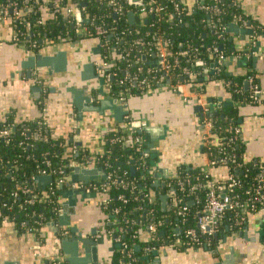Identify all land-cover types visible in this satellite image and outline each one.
<instances>
[{
    "label": "trees",
    "instance_id": "trees-1",
    "mask_svg": "<svg viewBox=\"0 0 264 264\" xmlns=\"http://www.w3.org/2000/svg\"><path fill=\"white\" fill-rule=\"evenodd\" d=\"M59 1L63 7L77 8L80 11L81 23L87 27V33L99 38L102 44L104 61H115L106 71L111 74L109 84L113 95L139 94L156 87L162 79V82L169 80L171 86L191 85L200 95L203 94L200 83L205 80L204 70L214 65L207 78L223 79L236 101L244 104L260 102V95L250 88L245 90L243 77L228 76L223 63L219 65L217 61L218 55H223L226 59L234 53L228 32L229 25L234 22L253 24L242 13L235 0H196L192 10L175 0H160L162 12L146 15H141L138 8L130 6L128 0ZM116 2L122 7V13L117 12ZM214 3L219 8L216 14L200 8V5ZM11 4H16L24 14L28 7L31 8L25 17L13 20V23L19 38L17 42L25 44L29 34L31 42L36 45L33 49L35 52L40 40L56 41L78 37L75 17L64 18L57 14L43 20L41 1L0 0V7ZM176 4L179 5L178 9ZM129 11L136 12L134 23L129 22ZM25 22L30 25L29 31ZM96 25L102 27V34L96 33ZM224 28L226 30L223 31ZM160 47L164 49L170 63L178 61L177 66L171 65L169 79H164L158 65L153 63L154 54ZM215 47L217 52L214 53ZM185 69L190 72L185 73ZM125 72L136 75L137 79H125ZM251 75L252 73L245 78H250ZM141 81L144 83L140 84ZM254 83H257L256 79ZM207 107L209 111L205 116L212 122V135L204 143V151L209 162L215 161L213 166H225L229 176L238 182L232 189L228 187V180L222 182L223 187L218 195L229 194L241 203L248 204L259 196L262 184L259 174H262L264 182V161L245 160L240 136L235 132L238 122L234 108L216 105ZM199 117L202 122V112H199ZM12 119L8 115L0 124V129L10 130L9 135L0 137V224L3 220L10 219L18 230L24 232H28V228L43 229L48 224H58L61 211L60 189L55 185V180L41 186L37 179L43 172L50 173L56 179L70 174L73 162L86 164L91 161L102 168L105 175L101 181H95L98 186L116 181V185H111L106 191L107 198L103 203L104 211L112 219L109 225L106 224V231H113L115 243L112 264H150L154 257L152 252L163 246L193 249L214 247L226 229L237 230L243 225L246 215L242 219L236 217V213L240 211H226L221 217L216 236H201L198 243L191 241L185 230L195 227L196 220L206 205L207 185L211 179L208 168L190 169L181 166L177 169L175 178L157 189L152 184L150 158L146 153L148 137L138 128L128 130L130 124H127V129L119 127L106 134L105 148L101 154L93 157L87 149L81 147L77 154L66 156L63 153L64 146L60 144L63 141L53 138L42 121L17 124ZM131 137H140L142 141L131 142L126 146L125 142ZM61 169L64 171L62 175L58 173ZM179 181L182 186H179ZM125 183L129 188L122 187ZM18 187L32 189L44 202L28 205L25 195L14 196ZM166 192L169 194L170 209L163 211L160 195ZM173 196L180 198L179 205H173ZM259 205L261 206L260 203ZM184 206L187 210L182 216L179 209ZM115 209H118L117 213L114 212ZM23 223L24 226H21ZM151 224L156 225V234L148 241H141L138 232L146 231ZM39 232L34 233L37 238L40 237ZM44 264L67 263L63 260L45 261Z\"/></svg>",
    "mask_w": 264,
    "mask_h": 264
},
{
    "label": "crops",
    "instance_id": "crops-1",
    "mask_svg": "<svg viewBox=\"0 0 264 264\" xmlns=\"http://www.w3.org/2000/svg\"><path fill=\"white\" fill-rule=\"evenodd\" d=\"M175 1L188 10H192L196 5V0ZM235 2L242 13L253 21V24L234 22L235 29L251 30L257 39L250 35L248 41V33L236 34L234 31H228L234 53L223 61V65L228 76L244 78L243 86L244 81L248 79L247 89L250 88L249 79H256L260 102L244 104L236 101L223 79L207 78L208 74L212 73L210 67L204 70L205 80L200 83L203 86V94L200 96L209 107L211 102L213 107L240 103V106L227 107L236 110L238 129L236 128L235 132L240 136L244 148L243 156L247 162L264 161V0ZM128 4L136 8L139 6L131 5L130 0ZM40 12L43 20L52 17L49 7L43 4L40 6ZM134 13L136 19V12ZM15 35L13 20L0 14V124L8 115H11L13 122L17 124L42 121L53 138L63 141L60 144L64 146V155L77 154L78 149L82 147L94 157L104 151L105 136L109 131L138 121L142 123V128L151 126L158 129L157 136L153 138L145 132L148 137L146 153L150 158L152 184L154 186L158 183L157 189L164 187L181 166L190 169L208 168L211 178L215 181L225 182L228 179L226 167L211 166L204 151L205 129L199 117L201 110H197L200 109L197 96L191 85L171 86L169 80L162 82V79L156 87L139 94H128L126 101L118 103L126 106L124 111L127 113L123 122L115 119L110 110H105L104 113L84 111L80 116L72 89L79 91L82 97L87 96L96 105L99 104L97 98L104 99L107 95L118 98L112 94L110 84L106 83L105 78L108 74L106 71L113 65L114 60L104 61L99 38L87 33L76 39L40 40L35 52L16 42ZM254 48L255 51L252 50ZM62 52L66 55L65 61L58 64L57 69L50 66L25 65L29 57L38 54L57 57ZM154 58L153 63L156 65L158 59L155 54ZM251 73L250 78H245ZM101 78L104 79L103 83ZM72 164L80 169L100 168L91 161L86 164ZM74 172L73 169L72 174ZM95 175L97 177L94 182L103 179L102 174ZM155 175L160 176L158 182ZM37 182L44 186L39 178ZM162 182H165V185H161ZM81 187L74 184L73 189ZM92 193L93 197L83 200L80 194L74 209L68 206L69 225H62V228L56 225L44 227L38 238L33 233L18 230L12 221L3 220L0 224V264H40L52 258H61L70 264V256L64 253L61 238L64 236V228L70 231L72 227H77L85 236L94 240L102 236L104 242L98 246L97 263L112 264L114 250L111 249L115 247V243L106 232V224L109 225L112 219L103 209L107 194ZM163 195L168 193L160 195L161 208L168 211L169 195L167 204L162 207ZM63 203L65 199L61 197V206ZM220 236L214 247L210 248L163 246L158 249L157 258L153 259H159L160 264H223L226 261L227 264H264V207L247 213L240 228L226 229ZM139 238L141 241H148L149 230L143 231ZM78 256L86 258L89 253L82 247Z\"/></svg>",
    "mask_w": 264,
    "mask_h": 264
},
{
    "label": "built area",
    "instance_id": "built-area-1",
    "mask_svg": "<svg viewBox=\"0 0 264 264\" xmlns=\"http://www.w3.org/2000/svg\"><path fill=\"white\" fill-rule=\"evenodd\" d=\"M35 1H36V3L41 1V5L43 4L45 7H49L52 18L55 17L57 14H61L64 18L75 17L76 18L75 25L77 27V29H76L77 32H82V31L86 32L87 31V27L83 26L81 21H77V15H81L80 11L77 8L63 7L60 4L59 0H44V1L35 0ZM116 5H118L117 12L122 13V11H123L122 7L117 2H116ZM175 7L178 9L179 5L176 4ZM137 8H138V11L141 15H146L148 13L160 14L162 12V6L160 5V0H143L142 4L139 5ZM200 8L205 10L208 13H213V14H216L219 11L217 3H214L212 5H209V4L204 5L203 4V5H200ZM30 11H31V8L28 7L26 9L25 14H24L23 11L21 9H19L16 4H11V5H6V6L0 7V14L3 15L4 17H10L12 20L22 19ZM39 22H41V21H39ZM25 24H26L27 30L29 31L30 30L29 23L25 22ZM224 30H226V29L224 28L223 31ZM95 31L98 35L103 33V29L99 25L95 26ZM14 39L16 40V42L19 40L17 35H15ZM24 42H25L24 45L29 46V48L33 51V49L36 45L34 44V42H31L29 34H28L27 40H25ZM213 52L214 53L217 52L216 47L213 49ZM155 55L158 59L157 65H158L160 71L162 72L163 78L169 79V71H170L171 65L177 66L178 61L175 60L173 64L170 63V61H169V59H168V57H167V55H166V53L162 47H160V49L155 53ZM224 60H225V58L223 55H218L217 61H218L219 65H221ZM114 63H115V61H113V64ZM105 64H107V63L105 62ZM139 70H141V69H139ZM150 71H151V69L149 68L148 72H150ZM189 72L190 71L188 69H185V73H189ZM110 75L111 74H107L105 76L106 83H109V81H110L109 76ZM124 78L125 79L128 78L130 80H132V79L136 80L137 76L132 75L130 72H125ZM120 83H123V82H120ZM142 83H144V81L140 82V84H142ZM249 86L253 92L257 93L258 95L260 94L257 84L254 83V81L252 79H249ZM128 94L129 93H126L125 95H123V94L118 95L117 96L118 101H120L121 103H122V101H126V96ZM194 94H195V96H197L198 106L201 108V112L204 115V118H203L201 124L203 125V128L205 129V134L203 135V140L205 143L208 141V138L212 135L211 134L212 122L210 120H208L207 117L205 116L206 113L209 111V108L207 107V104L202 100L201 96L198 93L195 92ZM129 124H131V123H129ZM126 126H127V124L123 125L122 128L125 129ZM141 128H142V123H141L140 129ZM129 129H131V128L129 127L128 130ZM9 134H10V130L8 128H4V129L1 128L0 129V137H6ZM44 138L47 139V136L45 134H44ZM112 141H115V140L113 139ZM141 141H142V139L140 137H131L128 139L129 144L131 142H141ZM213 142L217 143L218 141L213 140ZM75 143H78V142L75 141ZM209 163H210V165L213 166L215 164V161H211ZM73 169H75V166L73 167ZM58 173L62 175V174H64V171L61 169ZM71 174H72V172L70 174L60 176L56 179L50 173H45V172H43L42 175H40V176H52L53 180H55V185L60 189V185H64V183L70 178ZM172 178H175V174H173L170 179H172ZM259 179H260V182L262 183L260 186V189H259L260 190L259 196H256L254 199L251 200V202H249L248 204L247 203L245 204V203H241L240 201L233 198L229 194H224V195L219 196L218 193L223 187L222 182L215 181L211 178L208 181V185H207L208 193H207V197H206V205H205L204 209L202 210V212L199 214V216L196 220L195 227L190 228L188 230H185L186 236L191 241L198 243L201 236H212V235L217 233V231L219 229L221 217L224 215V213L226 211H240V212L236 213V217L242 218L247 213L257 211V210L261 209L262 207H264V192L262 191V190H264V184H263L264 182L262 179V174H259ZM227 180L229 181L228 182L229 189H232L238 183L235 179L232 178V176H228ZM111 185H116V181L106 183V184H101L100 186H98L95 182H93L87 186H82L81 189H84L86 193H92V192L100 191L101 193L106 194V191L108 190V188H110ZM179 186H182V182H180V181H179ZM122 187L124 189H127V188H129V185L125 183V184H122ZM18 195H25L27 197L25 202L28 205H33L34 203H36L38 201L44 202L43 199H39L38 196L33 192V190L29 189V188L18 187L16 192L14 193V196H18ZM170 195H171V193H170ZM119 198L123 199V196H120ZM172 203L174 206H177L181 203V200H180V198L173 196ZM259 203L261 204V206L259 205ZM186 210H187L186 206L181 207L179 209V214L183 216L186 213ZM114 212L117 213L118 209H115ZM7 220L11 222L10 219H7ZM58 223H59V220H58ZM55 225L58 226V224H55ZM21 226H24V223ZM41 229L42 228H39V227L28 228L27 231L34 234L35 232L41 231ZM147 230H149L150 238H151L153 236V234L154 235L156 234V225L151 224ZM106 232H107V235L113 239V237H112L113 231H106ZM142 232H143L142 230H140L138 232V237H140V234ZM115 241H118V239H115ZM152 260H151L150 264H152ZM54 261L62 262L63 259L52 258V259L48 260V262H54ZM44 262L45 261L41 262L40 264H44ZM128 264H131V263H128Z\"/></svg>",
    "mask_w": 264,
    "mask_h": 264
},
{
    "label": "water",
    "instance_id": "water-1",
    "mask_svg": "<svg viewBox=\"0 0 264 264\" xmlns=\"http://www.w3.org/2000/svg\"><path fill=\"white\" fill-rule=\"evenodd\" d=\"M142 3V0H130L131 5H140ZM116 16V15H115ZM128 17L130 20V23H134L135 21V13L133 11L128 12ZM77 20L81 21V15H77ZM228 31H234L236 34L241 33V34H246L248 33L249 36H246L248 41H250V35L254 36L253 31L251 30H246V29H235L234 23L230 24L228 27ZM84 35H87L86 32H79L78 36L83 37ZM257 39V36H254ZM255 40V39H254ZM259 43L257 42V45ZM253 51L256 50V48L252 49ZM65 53H59V55L56 56H45L38 54L36 56L29 57L28 62L25 63V65L31 66V67H44V66H50L56 68V66L60 63L65 61ZM246 58V57H244ZM214 65H211V68H213ZM57 69V68H56ZM62 70V68L60 69ZM102 83L104 82V79L101 78L100 80ZM244 86L247 89L248 86V81H244ZM99 90H101V87H99ZM74 95H75V103L77 105L79 115L84 111H99L100 113H104L105 110H110L112 111V116L117 119L120 122L124 121V115L127 113V111H124L125 105H120L118 104L119 101L116 98H112L111 96H106L104 99H99L97 98V101H99V104L96 105L94 101H91L90 98L87 96L82 97L81 93L79 91H76L72 89ZM84 101V103H83ZM96 101V103H97ZM240 106V103H230L227 106ZM214 104L211 102V107H213ZM221 106V105H220ZM201 110V108L197 109ZM141 123L138 121L131 122L130 128L132 129H137L140 128ZM140 131L147 132L150 138H153L157 136V131L158 129H155L154 127L151 126H146L140 129ZM151 143V142H150ZM125 145L128 146L129 142L126 141ZM154 158L155 156L152 155ZM151 164L153 165L154 162L152 161ZM75 172L70 176V178L64 183V185H60V195L63 199H65V203L61 206V212L59 215V223L58 226L62 228V225H69L70 221L67 216V212H69L68 206H71L73 209L75 208V205L77 204L78 197L81 194L82 198L81 200L87 198V197H93V193H86L84 189L81 188H76L73 189L74 184L75 185H80L81 186H87L91 183L94 182L95 175L96 173L102 174L103 179L105 178L104 172L102 168H96V169H80L79 167H76ZM157 181H159L160 176L155 175ZM41 184H50L53 182V178L51 176H43L39 177ZM159 184L155 183L154 186L157 187ZM161 185H165V182H162ZM162 207H164L167 204V198L168 195H163L162 197ZM50 224H48L49 226ZM58 228V227H57ZM64 228V227H63ZM95 232V230L93 231ZM215 236L217 234H214ZM226 239V236L224 237ZM104 242V239L102 236L98 237L97 239H91L90 236L88 237L87 235L83 232H80L77 227H72L70 228V231L64 228V236L61 238V246L63 248L64 253L68 254L69 257V263L70 264H98L97 263V251H98V246L101 245ZM84 248L87 253H89V256L86 258H81L78 256L79 250L81 248ZM113 250V249H111ZM152 255L154 257L158 256V250H154L152 252ZM157 258V257H156ZM229 262V261H228ZM6 264H11V263H6ZM152 264H160L159 259H153ZM223 264H227V261L224 262Z\"/></svg>",
    "mask_w": 264,
    "mask_h": 264
}]
</instances>
